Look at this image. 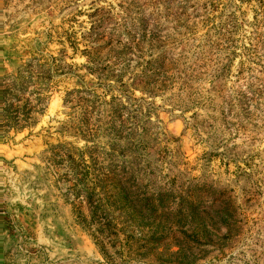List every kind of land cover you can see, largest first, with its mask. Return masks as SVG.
<instances>
[{
	"label": "rangeland",
	"instance_id": "obj_1",
	"mask_svg": "<svg viewBox=\"0 0 264 264\" xmlns=\"http://www.w3.org/2000/svg\"><path fill=\"white\" fill-rule=\"evenodd\" d=\"M139 19L180 60L174 96L101 77ZM37 74L51 76L43 111L0 139V264H264V0H0V91ZM73 91L93 105L88 137ZM116 105L113 125L134 109L126 126L143 139H112ZM60 154L104 181L130 160L148 194L166 195L153 212L107 199L117 226L98 233Z\"/></svg>",
	"mask_w": 264,
	"mask_h": 264
},
{
	"label": "trees",
	"instance_id": "obj_2",
	"mask_svg": "<svg viewBox=\"0 0 264 264\" xmlns=\"http://www.w3.org/2000/svg\"><path fill=\"white\" fill-rule=\"evenodd\" d=\"M138 23L139 27H134L135 23L129 25L132 28L131 31L128 26L124 27L126 42L123 44L122 51L119 52L123 56L104 63L101 67V77L105 79L114 78L116 81H120L121 85H126L122 82V77L128 75L130 80L128 85L139 86L145 94L150 96L163 95L165 99L168 95L174 96L173 88L179 82L182 73L180 60L173 56L169 47L165 46V42L161 40L160 34H158L159 30L154 27L147 29L144 19H139ZM32 78L29 76V79H25L17 76L11 77L2 83L0 91V139H6L11 129L21 130L32 126L36 122L35 116L43 111L47 96L44 94L42 85H45V80L49 81L51 76L37 74L35 81H32ZM178 89L180 90V88ZM66 96L65 103L70 104L69 107L72 109L76 107L79 109L80 131L85 132L86 137L90 136L91 131L88 125L85 124L87 117L92 113V109L89 110L93 106L90 104V98L82 97L79 91L68 92ZM133 111L134 109L125 115L123 113L117 126L113 124L120 117L119 112H126L125 105L122 107L116 105V114H109L110 118L107 124H110L108 130L109 134L112 135V139H119L120 136L128 139V136L133 134L143 139L147 134L146 129L132 131L133 129L130 126H126L129 124V119L134 117ZM149 118V113L142 114L140 116L141 126L150 123ZM138 142L139 144L134 151H138L141 144L139 138ZM57 167L67 169V173L62 176V181H67L68 179L65 178L70 177L69 180H73L74 184H83L75 196L77 204L84 203L92 213L93 220L95 222L99 221L103 225L97 230L98 233H110L117 226L115 219H113V213L107 207L111 205L110 199L117 202L128 199L138 206L137 209L140 208L141 211L146 212L149 208L154 210L155 207L152 203L155 199L163 198L166 195L165 193H159L157 194L159 196L154 197L153 194H148V191H145L144 177L140 174L139 169H134L130 160H125L122 163L110 161L108 165L109 172L105 175V181L99 178V174L89 177L92 174L90 166L85 161L75 162L69 154L59 155ZM106 184L110 186V193L105 189L107 188ZM118 188L121 190L127 189L131 193L116 191L115 189ZM177 200L180 201L178 212L184 214L187 210L183 206L186 198L179 195ZM173 202L177 201L174 200ZM163 208L165 207L158 209L160 210L159 215L175 209L171 203L168 210L165 211ZM155 211H157V208Z\"/></svg>",
	"mask_w": 264,
	"mask_h": 264
}]
</instances>
